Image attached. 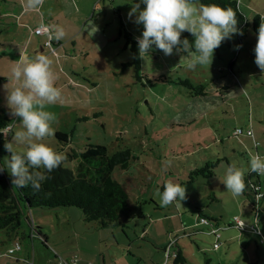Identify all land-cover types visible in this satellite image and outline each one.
I'll return each mask as SVG.
<instances>
[{"label":"rangeland","instance_id":"1","mask_svg":"<svg viewBox=\"0 0 264 264\" xmlns=\"http://www.w3.org/2000/svg\"><path fill=\"white\" fill-rule=\"evenodd\" d=\"M136 3L140 0H41L29 8L27 0H0V77L8 79L0 83V109L11 119L12 131L5 132L10 142L23 129L20 118L11 115L4 85L16 86L11 69L24 50V59L44 53L53 61L62 95L45 110L56 116L55 133L70 136L69 147L102 144L110 154L129 147L135 156L129 168L113 172L129 193V211L120 225L86 221L77 207L25 209L22 249L6 255L10 241L0 233L6 253L0 264H174L177 246L184 264H264V202L256 215L252 191L233 196L223 184L229 166L224 158L244 168L246 176L250 153L264 155V71L254 63L258 33L251 28L241 41L233 35L214 50L211 64L195 69L181 60L187 53L174 49L166 56L153 45L140 57L138 78L135 53L125 36L129 32L135 38L144 30L135 17L128 18ZM240 7L251 22L256 14L264 17V0H240ZM41 23L51 33V26L62 27L65 35L57 40L48 32L35 34ZM184 38L194 45L187 31ZM237 45L242 47L236 50ZM162 75L168 81L158 80ZM184 79L196 89L204 86L206 94L194 95L180 83ZM41 142L65 157L70 149L62 151L66 143L55 135ZM14 147L24 150L23 144ZM218 158L213 176L189 178L195 168ZM76 165L69 157L63 161L64 167ZM260 179L264 183V175ZM168 180L186 188L181 204L161 206L155 196ZM200 212L210 224L199 221ZM30 220L42 223L58 247L44 249L34 238L32 248Z\"/></svg>","mask_w":264,"mask_h":264},{"label":"clouds","instance_id":"2","mask_svg":"<svg viewBox=\"0 0 264 264\" xmlns=\"http://www.w3.org/2000/svg\"><path fill=\"white\" fill-rule=\"evenodd\" d=\"M40 3L41 0H27L29 8L38 7ZM141 4L145 5L143 10H140ZM133 17V22L142 24L144 28L142 35L135 37L141 58L152 51L153 45L166 56H171L175 49L178 54L187 53L181 60H188L190 69L211 64L214 50L223 41L235 34L243 35L237 28L236 12L232 7L225 9L216 4L204 5L199 0H140L128 13L130 20ZM51 27L55 39H62L65 35L63 28ZM45 31L48 29L45 28ZM185 31L195 38L194 45L187 38L181 39ZM240 47L237 45L236 50ZM254 54V63L264 71V17L258 28ZM14 65L11 77L16 86L9 89L7 83L4 88L11 115L20 118L23 130L17 131L11 142L4 143L5 150L10 153V157H6V168L13 186L20 189L31 186L34 191H39L42 183L50 179L46 173L57 169L66 159L63 153L41 142L55 135L52 124L56 122V116L45 108L47 104L58 102L62 93L55 83L53 61L47 54L37 53L34 57L14 62ZM16 144H23L24 150L17 151L14 147ZM249 169L264 175V155L250 153ZM5 170L0 167V173ZM245 171L236 163L226 169L223 184L233 196H239L245 190ZM155 196L159 197L161 206L173 202L181 204L186 199V188L168 180L163 185V191L156 189Z\"/></svg>","mask_w":264,"mask_h":264},{"label":"trees","instance_id":"3","mask_svg":"<svg viewBox=\"0 0 264 264\" xmlns=\"http://www.w3.org/2000/svg\"><path fill=\"white\" fill-rule=\"evenodd\" d=\"M199 3L204 5L216 4L225 9L232 7L236 12L237 28L243 32V35L235 34L239 41L247 37L251 28L258 33L262 17L256 14L251 22L240 7V0H199ZM125 36L128 39L126 44H131V50L135 53L133 63L136 66V76L140 78L141 62L139 51L135 46L137 41L129 32H126ZM131 64L124 63V66ZM4 80L8 79L0 77V83ZM158 80L168 81L163 75ZM180 83L192 89L194 95L206 94L204 86L196 89L191 86L189 79L180 80ZM10 123V117L3 109H0V167L6 169L0 173V233L2 235L7 236L9 241L12 236L19 239V229L22 218L25 217V209L30 210L32 208L77 207L82 211L86 221H98L103 227L121 224L122 215L128 214L129 211V193L116 180L113 172L116 168L120 170L129 168L131 161L135 159L129 147H123L110 154L105 145L88 143L84 148L76 150L68 146L70 136L65 132L57 131L55 137L66 143L61 150L67 151L66 149L70 148L66 152V157L76 160V167L74 169L64 167L62 162L57 169L51 173H46L50 176V179L42 183L39 191H34L31 186L20 189L10 183L12 177H10L6 168V157H10V153L5 150L4 143L6 141L10 142V136L5 133ZM10 131H12L11 127ZM241 131L239 129V132ZM248 134L251 133L248 131ZM220 160L222 159L207 161L203 167L195 168L190 173L189 178L193 180L196 176H213L214 169ZM224 160L228 165L232 164L226 158ZM41 171L44 170L41 169ZM244 179L246 184L244 192L250 190L254 193L253 210L258 215L259 202H264V183L260 179V174L251 171H248ZM199 218L207 217L200 212ZM235 219L234 223L236 225L242 224H239ZM32 229L36 231L34 237L31 236L33 231L30 233L32 245L34 238L43 239L41 243L46 245V236L41 233V227L39 229V227L36 228L32 225ZM213 234L219 235L217 231ZM16 243L20 244L19 240H16ZM172 256L174 257V264H184L186 262L180 246L173 250Z\"/></svg>","mask_w":264,"mask_h":264},{"label":"crops","instance_id":"4","mask_svg":"<svg viewBox=\"0 0 264 264\" xmlns=\"http://www.w3.org/2000/svg\"><path fill=\"white\" fill-rule=\"evenodd\" d=\"M41 24H42V23H41ZM41 24H39V25H41ZM39 25H36V26L34 27V29L37 28ZM48 25H49V24H48ZM49 26H50V25H49ZM26 47H27V48L30 47V43H29L28 46H27V45L24 46V48H26ZM26 52H27V51H24V50H23V51L21 52V54H19V56H18L19 59H18V60H21V61H22V60L25 58ZM248 169H249V166H248ZM248 171H250V169H249ZM30 222H31V220H30ZM33 222H34V223H33ZM31 224H33L34 226H36V228L39 227V229H40V225H41L42 223H41L40 225H38V221H37V224H36L35 220H32ZM42 227H43V225H42ZM41 229H42V228H41ZM41 233H42L44 236H46L45 244H46L47 246L41 243L44 249H47V248L49 249V245H56V246L58 247V242H57V240L52 239V238L50 237V235H49L47 232L43 231V230H41ZM16 240H19V239H17V237H14L13 239H12V238L10 239V244H8V247H7V248H8V251L6 252L7 254H6V253H3L4 250L2 249V247H0V256L5 255V254H6V255H9V254H10V253H9V249L13 248V246H14ZM42 240H43V239H42ZM42 240H41V241H42ZM61 241H62V240L60 239V242H61ZM60 242H59V243H60ZM35 243H36V241H35ZM35 243H33V245H32V243H30V245L32 246V248H34ZM21 249H22V248L20 247V249L15 250V251H14L13 253H11V254H15L16 252L21 251ZM61 251H63V252H67V250H65V249H62ZM61 251H60V252H61ZM25 253H26L27 255H29V250H26ZM61 253H62V252H61ZM11 254H10V255H11ZM62 254H63V253H62ZM56 255H57V254H56ZM58 255H59V253H58ZM63 255H64V254H63Z\"/></svg>","mask_w":264,"mask_h":264},{"label":"built area","instance_id":"5","mask_svg":"<svg viewBox=\"0 0 264 264\" xmlns=\"http://www.w3.org/2000/svg\"><path fill=\"white\" fill-rule=\"evenodd\" d=\"M45 28H47L48 31H45ZM45 32H48V35H49L50 38L52 37L51 30H50V28H49L48 26H46V25L41 24V25H39L37 28L34 29V33H35V34H38V35H40V34H44ZM8 129L10 130V126L7 127L6 131H7ZM249 133H251V131H249ZM235 220H237V222H238L239 224H241V221H240L239 219L236 218ZM199 221L202 222V223H205V224H208V223H209V221L207 220V218H201ZM32 231H33V230H32ZM213 232H215V231L212 230V233H213ZM34 235H35V233H34V231H33V233L31 234V236L34 237ZM217 246H218V243H214V247H217ZM19 248H20V244H19V243H16L15 246H14V248H12V249L9 250V253L11 254V253H13L15 250H17V249H19ZM60 264H69V263H66V262H64L63 260H61V263H60Z\"/></svg>","mask_w":264,"mask_h":264}]
</instances>
